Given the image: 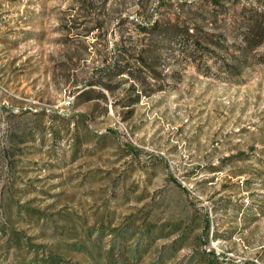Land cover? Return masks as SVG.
Segmentation results:
<instances>
[{
  "label": "rangeland",
  "instance_id": "obj_1",
  "mask_svg": "<svg viewBox=\"0 0 264 264\" xmlns=\"http://www.w3.org/2000/svg\"><path fill=\"white\" fill-rule=\"evenodd\" d=\"M203 1L0 0V264L55 247L56 224L136 212L159 227L140 264H264V44L241 53L236 31L222 71L227 52L142 31ZM144 44L158 78L112 72Z\"/></svg>",
  "mask_w": 264,
  "mask_h": 264
},
{
  "label": "trees",
  "instance_id": "obj_2",
  "mask_svg": "<svg viewBox=\"0 0 264 264\" xmlns=\"http://www.w3.org/2000/svg\"><path fill=\"white\" fill-rule=\"evenodd\" d=\"M220 1H203L199 5V9H196L198 12L194 16H189L187 13L183 18L176 16L166 21L155 20L152 24L142 25V31L146 35L156 38L166 37L167 34L174 36L186 44H191L194 51L201 49V53L204 51L215 54L220 51L227 52V57L222 60L221 69L230 71L236 65L238 56L228 54L229 47L236 45L234 41L228 42V38H233L236 31H242V35L241 44H238L234 49L241 53H247L264 44V0H254L257 6L253 5L252 7H247L245 4L241 6L240 0H228L231 6L224 7ZM207 26L211 27V31L205 29ZM150 47L149 44H144L137 51L138 54L134 56L135 58L126 59L127 62H117L113 66L112 72L115 75H128L138 83H142L147 77L158 78L161 74L153 68L154 63H158L157 56L150 53V51H155ZM185 59L190 62H198L187 48ZM116 60L120 61V59ZM156 90L157 88L154 91ZM77 132L79 131L77 130ZM52 133L58 135L59 130L54 129ZM78 135L74 136V144L78 141L81 142ZM261 181L264 185L263 176H261ZM37 213L41 212L37 211ZM83 223L86 226L83 228L82 234L74 230L72 222L63 228H59L56 224L55 233H60L64 237L58 238L55 247L46 248L41 245L29 244L26 241L28 251H34V254L25 264H82L81 261L73 260L77 255L88 260L84 264H140L141 254L149 250L154 235L159 231V227L151 219L150 213L142 218L140 223L137 212L130 214L123 226H113L115 223L113 216L106 214L97 217L91 225L86 218L83 219ZM207 224L210 225V221ZM166 227H169L168 223L162 224L160 237H170L178 231L177 223L174 224L173 230L164 233L163 230ZM56 236L53 235V237ZM108 236H111V240L110 244L106 245L104 241ZM198 240L200 243H205L204 241H209V238L200 236ZM165 248L163 247L161 255L152 264H164L160 258L167 256Z\"/></svg>",
  "mask_w": 264,
  "mask_h": 264
}]
</instances>
